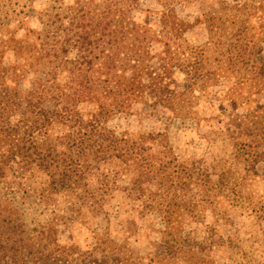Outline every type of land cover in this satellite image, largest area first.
I'll list each match as a JSON object with an SVG mask.
<instances>
[{
  "label": "rangeland",
  "instance_id": "1",
  "mask_svg": "<svg viewBox=\"0 0 264 264\" xmlns=\"http://www.w3.org/2000/svg\"><path fill=\"white\" fill-rule=\"evenodd\" d=\"M114 1L0 0V34L22 39L25 27L43 32L46 25L55 31L77 8L128 10L156 33L163 18L176 22L179 36L167 38L170 62L193 63L207 80L191 96L193 116L173 117L161 106L150 113L138 104L115 115L110 129L143 148L127 163L101 165L116 169H109L107 190L94 180L78 184L71 199L43 202L15 186L0 195L21 212L28 238L47 256L42 264H264V177L249 160L257 135L236 128L232 136L229 127L233 119L264 116V89L247 79L239 84L222 56L245 40L264 53V0ZM162 49L155 44L153 53ZM0 62L24 71L11 52ZM31 81L25 73L23 94ZM89 186L99 189L95 196L84 193Z\"/></svg>",
  "mask_w": 264,
  "mask_h": 264
},
{
  "label": "trees",
  "instance_id": "2",
  "mask_svg": "<svg viewBox=\"0 0 264 264\" xmlns=\"http://www.w3.org/2000/svg\"><path fill=\"white\" fill-rule=\"evenodd\" d=\"M161 24L163 30L156 33L147 22L131 19L128 10L115 13L108 7L92 13L77 8L70 21L60 19L55 31L46 25L43 32L25 27L22 39L11 32L0 34V60L11 52L24 66L21 72L0 62L2 192L15 186L44 202L58 195L79 196L74 188L94 180L107 190L109 169H116L105 172L101 165H111L114 159L127 163L134 150L143 148L110 129L115 115L129 114L138 104L150 113L161 106L173 117L193 116L191 96L207 80L193 63L178 58L170 62L167 38L179 36L181 29L166 18ZM155 44L163 46L157 55ZM253 45L238 41L225 47L222 56L239 84L247 79L264 89V53H255ZM25 73L32 81L23 94ZM229 127L232 136L236 128L256 132V151L249 160L253 172L264 177V116L233 119ZM140 184L135 181L134 187ZM98 190L89 186L84 193L95 196ZM5 198V193L0 195V264L44 263L47 256L28 238L21 212Z\"/></svg>",
  "mask_w": 264,
  "mask_h": 264
}]
</instances>
